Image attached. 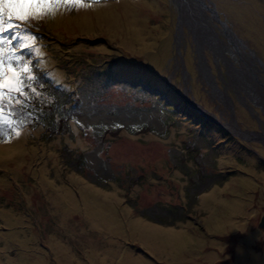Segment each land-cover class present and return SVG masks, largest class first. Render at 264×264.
I'll return each instance as SVG.
<instances>
[{
	"label": "rangeland",
	"instance_id": "1",
	"mask_svg": "<svg viewBox=\"0 0 264 264\" xmlns=\"http://www.w3.org/2000/svg\"><path fill=\"white\" fill-rule=\"evenodd\" d=\"M205 1L208 7L215 3L220 18L234 29L237 36L234 38L242 40L234 42L233 50L249 59L252 58L249 50H252L264 62L254 41L259 34H249L243 24L239 26L235 22L237 13L231 9L233 6L236 11H247V15L254 16L244 4H249V0H226L225 4H230L224 5L225 9L218 0ZM160 2V8L165 11L158 12L152 7V0H102L98 7L65 10L61 26L55 23V16L30 22V34L43 41L36 47L34 44L30 54L43 53L40 64L50 72L46 77H39L29 62L30 55L23 56L28 59L34 76L31 81L26 80L31 85L26 90L27 101L20 106L8 101L0 104L3 110L13 112L17 122L23 121L18 123L22 127L19 136L9 137L8 127L0 126V264H29L39 255L43 262L35 264H65L67 258L72 260L71 264H104V261L108 264H194L191 259L172 253L174 248L170 252L173 246L165 242L160 232L158 241H154L156 245H149L151 249L143 245V248L138 232L129 227V220L143 221L159 229H175L183 236L188 235L190 240L203 242L200 250L203 254L193 255L195 259L212 254L218 249L215 244L219 243L217 257L205 264H233L237 251L242 248V231L227 225L223 227H227L225 230H219L211 216L222 212L225 203L231 202L229 196L234 187L245 192L244 199L253 201L248 206L249 229L258 228L264 215V185L254 183L247 187L240 181L252 177L258 182L257 174L264 173V141L258 143L252 140L254 136H247L251 140L239 138L238 125L229 115L221 120L222 129L199 124L191 117H198L201 109L187 107L176 98L175 91L180 90L184 99L191 94L207 111L214 105L198 89L203 79L195 77L196 74L194 84L189 80L186 87L181 73L182 60L186 61L188 56L176 52L174 42L178 35L175 31L178 7L169 0ZM186 2L196 10L194 16L201 18L202 5L197 6L195 0ZM96 11L114 14L115 18L111 20L105 15L100 23L99 16L93 14ZM123 11L131 13V19L144 30L156 29L157 35L150 36L157 37L156 42L146 40L143 50L129 48L124 43L127 35L120 20L124 17ZM84 14L88 20L78 27L76 21ZM202 17L210 22V18ZM222 38L228 43L226 37ZM184 40L188 42L189 35L179 36L180 42ZM150 51L156 54L164 51V57L158 55L159 60H151ZM188 55L196 60L191 52ZM144 63L163 72L175 91L169 85L161 95L154 90V81L149 83L148 75L132 77L127 75V67H122L141 69ZM234 63L239 68L241 63L249 78L262 70L258 64L248 70L243 61ZM115 68H121L120 73L112 72ZM222 72L228 83L223 68ZM258 80H264V76ZM55 85H60L59 91L54 89ZM69 87L80 95L78 103L74 107L67 104L68 109L57 107V92ZM258 88L260 94L264 93L263 86ZM228 90H231L229 86ZM198 91L202 94L200 99ZM214 95L218 97V93ZM216 101L223 107V99L216 98ZM47 106L64 112L56 113L59 118L52 126L35 117ZM235 116L242 131L263 134L264 128L258 129L256 125L255 112L237 107ZM260 117L264 120V114L260 113ZM28 125L36 127L35 135L42 137L36 141L27 135L22 138L21 133ZM226 125H231L235 134ZM20 137L23 145L16 147ZM20 156H25V160L16 165L15 158ZM40 156L43 158L39 160ZM41 162H46L42 180L38 175ZM90 191L110 194V199L100 201L118 208L124 230L105 229L89 219L82 195ZM66 192L74 199L65 195ZM217 193L228 196L217 197ZM58 246L62 248L57 249ZM93 246L99 247L97 258H91ZM243 247L264 255V230L259 237L244 242ZM105 249L109 254L103 253ZM127 250L135 256L124 257ZM136 256L143 262L138 263ZM171 256H176L177 261L171 262Z\"/></svg>",
	"mask_w": 264,
	"mask_h": 264
},
{
	"label": "bare ground",
	"instance_id": "2",
	"mask_svg": "<svg viewBox=\"0 0 264 264\" xmlns=\"http://www.w3.org/2000/svg\"><path fill=\"white\" fill-rule=\"evenodd\" d=\"M225 1L226 0H218V2H220L222 4L221 7L224 9H225L224 5L227 6L230 4L229 2H227L225 4ZM244 4H245V7L247 6L250 9V11L254 13V16L247 15L246 14L247 11H243V12H241V10L236 11L235 10L236 8H234L232 6L231 9H233L237 13L235 22H238L239 26H241V24H243L244 29L247 33L250 34L252 32H255V33L259 34V38H255L254 41L257 42V44H258V47H256L258 52L260 53V55L262 54L264 56V4L261 0H249V4H247V3H244ZM160 5H161L160 0H153L151 3L152 7L156 8L157 10L164 11V8H160ZM96 7H98V6H96ZM93 14L98 15L99 20L102 16L105 15V13H101L100 11H96V13H93ZM109 17H111L110 18L111 20H114V18H115L114 14H111ZM131 18H133V16L130 17V20L128 17H126V18L121 17L120 18V20L124 23L123 26L125 28V33L127 35V37L124 39L125 42L124 41L123 42L125 44H127L129 48H131V49L140 48V50H143L144 47H146V43H145L146 40L156 42L155 40L157 39V37L150 38V31L144 30L138 23L133 21ZM87 20H88L87 14H84V15L80 16V20H79L80 23H79V21L78 22L76 21V25L80 27L81 25H83V22L87 21ZM107 23H108V21H107ZM127 25H128V28H126ZM133 27H135V28H134V30L131 31V29ZM165 50L167 51V47L165 48ZM164 53H165L164 51H161L160 54H156L155 52L150 51L149 55H150L152 60H157V59L159 60L158 55H161L162 57H164ZM249 61H251V60H249ZM247 62H248V60H244L245 65L247 64ZM122 67H128V66H122ZM138 69L139 68H137V70ZM128 72L131 74L133 73V71L131 69L128 70ZM260 74H262V72H260L259 75ZM239 82H240V80H235V84H239ZM243 84H247V85L251 86V84L247 83V82H243ZM234 87H235V89H237L238 91H240L243 94L244 93L246 94L247 91L250 90L248 87H246L244 85L241 87L234 85ZM246 101H247L246 95H242L240 98V102L242 104H246ZM229 114L231 115L232 111ZM219 134L220 133H218L217 135L219 136ZM1 152H2V150L0 149V153ZM42 158H43V156H40L39 160ZM47 159H48V157H47ZM24 160H25V156H20L19 158H16L15 159L16 165H19V163H22ZM45 169H46V162H41V167L38 171V175H39V178L41 180L44 178ZM250 171L252 173L257 174V172H255V169L251 168ZM257 176L259 177L258 182H256L252 177L241 180L240 182L244 183L245 186H247V187H250V185H253L254 183H256L260 186L264 185V173H259V174H257ZM256 187H257V185H256ZM262 189L264 190V187ZM232 191L233 192H231V196H229L231 199V202L225 203L224 210L222 212L218 213L216 216L215 215L211 216V219L212 220L215 219L213 221V223L214 224L216 223L217 228L219 230H225L228 226H230L232 229H234V227H237L240 231H242V233L240 234V236L242 237V240H243V241H241L242 245H240V247H242V248L237 251L236 258H235V261L233 264H264V255L256 254L253 251L249 250L248 248L243 247L244 242L247 243L251 239L259 237L260 235H262V229H260V228L249 229L250 224H249L248 218H247V216H248L247 214L249 212L248 206L252 205L253 201L248 200V198L244 199L242 197V195H244L245 192L239 191L238 187H234L232 189ZM113 193L115 195H117L116 192H113ZM65 195L69 196V198L71 200L74 199L73 196L69 192H66ZM220 196H228V194L217 193V197H220ZM69 198L64 201L65 204H68ZM82 198L85 201V204H86L85 208L88 211V217L90 220H92L96 224L104 227L105 229L107 228V229H111L113 231H116L120 227L121 229L123 228V230H124V226L122 224L120 216L118 215V211H119L118 208H115V206H111L110 203H106L105 201H100L101 198L110 199L111 198L110 194L106 195V194H102L101 192H98V191H90L88 193V195L83 194ZM203 202L205 204V201H203ZM209 205H212V202H210ZM210 208H211V206H210ZM213 208L214 207L212 205V209ZM62 213L66 214L65 211H63ZM124 213H126V212H124ZM211 215H212V210H211ZM137 221L138 220H129L128 225H129V227L132 228L133 231L138 232V236L140 237L139 242H140L141 246L143 247V245H144L147 249L150 248L149 245H151V246L156 245L154 243V241H158L156 238L158 235V232L161 233L160 235L163 236V239H165V242H167V243L171 242L173 247H171L169 249L170 252H171V249L173 250V248H174L176 251L174 250V251H172V253H175L176 255L178 254L179 256L181 255L183 258L191 259L192 262H194V264H205L206 262H210L212 259L217 257V255H218L217 251L219 249H221V245L219 243H217L215 245L218 247V249L213 250L212 254H205L202 258L195 259L194 257L192 258L193 255L197 256L198 254H200V255L203 254V252L200 251L201 246L203 245V242H200V241H197L194 239L190 240L191 238H187L188 235L183 236L175 229H171V228L159 229V228L154 227V226L149 227L151 225H149L148 223L146 224L143 221H140V223H138ZM240 224H244V225H240ZM225 225H227V227L223 228ZM152 231H156L155 235L150 234ZM149 237H150V239H149ZM167 237H169L170 240H167ZM246 238H247V240L245 241ZM53 243L56 244L57 242H53ZM104 245L107 246L106 244H104ZM93 247L94 248L91 251L92 252L91 258H97L100 256L96 252V250H98L99 247H95V246H93ZM58 248L61 249L62 247L58 246L57 249ZM112 249H114V248L112 247ZM249 251L251 253H248ZM103 253L109 254V250L105 249L103 251ZM63 256L65 257V255H63ZM133 256H135V255H133V253L130 250H127L125 252V255H124V257H129V258H132ZM171 257L173 258V260H171V262L177 261L176 256H171ZM135 258H136V261L138 263L143 262L141 257L136 256ZM205 260H208V261H205ZM41 261L43 262V257L41 255H39L38 259L30 261L29 264H35V263H39ZM71 262H72V260H71ZM71 262H70V258L69 259L67 258L65 260V264H71ZM104 264H108L107 261H104Z\"/></svg>",
	"mask_w": 264,
	"mask_h": 264
},
{
	"label": "snow or ice",
	"instance_id": "3",
	"mask_svg": "<svg viewBox=\"0 0 264 264\" xmlns=\"http://www.w3.org/2000/svg\"><path fill=\"white\" fill-rule=\"evenodd\" d=\"M100 0H0V104L20 106L21 98H26V90L34 79L29 62L17 52L33 48L35 36L30 34V22L41 18H52L64 9H81L98 6ZM23 22V23H17ZM12 31L11 37L3 35ZM19 41L18 44H13ZM23 121L5 119L0 108V126L6 125L8 136H19ZM6 142V141H5Z\"/></svg>",
	"mask_w": 264,
	"mask_h": 264
},
{
	"label": "water",
	"instance_id": "4",
	"mask_svg": "<svg viewBox=\"0 0 264 264\" xmlns=\"http://www.w3.org/2000/svg\"><path fill=\"white\" fill-rule=\"evenodd\" d=\"M200 2L202 5L206 6L202 0H200ZM210 12H211V15L213 18H215V16H217L216 11L214 10V7L212 9H210ZM187 15L189 17H191V19H190L191 21L188 20V23H186L185 25L188 28V30H191V32H190L192 35L191 38H192V41L194 42V46H195V50L197 52V55L199 57L201 56L204 59L205 52L211 51L213 53L215 51V48L217 49L219 47V43H220L219 41L220 40L216 36V34L213 32V29L210 27V24L208 22H205V18H200V20H197L194 22V19H192L194 14H187ZM179 30H180V27H179ZM201 30H203V31H201ZM176 41H178V40L176 39ZM233 45L235 46L234 43H233ZM178 46H179V44L177 43V45H176L177 51H179ZM226 54H229L230 56L228 57ZM218 56L221 57L222 64H224L226 66V68H230V66L231 67L233 66V60H231L232 52H230V50H226V48H225V52H222ZM254 92H255V90L253 88H250L249 92L247 91V93L246 94L244 93V94L255 105V103H254L255 101L253 100ZM257 106L259 108H261V105L258 102H257ZM257 119H258L257 127H258V129L262 130L264 128V122L263 121L261 122L259 118H257ZM236 135H238V137L241 139L246 138L247 140H251V138H249L247 136H251V137L254 136L252 140L257 141L258 143L260 141H264V132H263V134H261L260 132L258 133V131H249V130L242 131L241 129L240 130L238 129ZM258 136H260V137H258ZM258 228L264 230V215L260 219V222L258 224Z\"/></svg>",
	"mask_w": 264,
	"mask_h": 264
}]
</instances>
